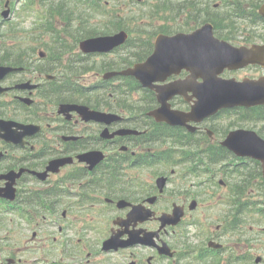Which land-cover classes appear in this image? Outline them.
I'll list each match as a JSON object with an SVG mask.
<instances>
[{"label":"flooded vegetation","instance_id":"obj_1","mask_svg":"<svg viewBox=\"0 0 264 264\" xmlns=\"http://www.w3.org/2000/svg\"><path fill=\"white\" fill-rule=\"evenodd\" d=\"M232 42L235 45L248 44L246 40L245 42L236 40ZM246 69H249L251 74L244 72V69H242L237 71H226L223 76H230V73L237 78H243L246 76L256 78L264 75V68L261 66H249ZM243 73H245V75ZM187 76L188 72L183 71L178 76H172L168 81L186 78ZM198 81H202V79L200 78ZM15 86L16 85H12L9 87ZM16 93H27V91L22 92V90L19 91L14 89L8 92V94H11L12 97L15 98L18 97ZM29 93L33 94V92ZM189 95H192L191 91H189L186 96ZM150 98L151 102L148 104L147 110L138 109L127 111L124 102L117 103L118 109L116 112L111 111L107 104H103L101 107H92L94 109L101 108L99 110L111 112L120 116L118 120L112 121L109 124L99 121H86L76 112H73L71 116L66 118L62 114L57 115L54 112L50 113L44 109H37L31 112L34 121H30L26 116L22 115V118L26 123L40 125L41 132L32 137L25 138L26 141H29L31 150H26L28 147L23 150H17L25 154L21 159L16 162H10L7 166H0V174L8 173L10 171L20 173V170L23 168L31 169V173L26 171L22 174L14 175L13 188L16 189V200L14 202L17 201L15 204L26 203L31 220L37 219L40 215L45 219L47 217L46 213L49 212L51 213L50 215L54 217H58L61 214L63 218L71 216L76 220L79 216L75 213V206H71V203H74L75 205L76 196H80L81 199H83L92 194L95 195L97 199L94 200L96 203H91L90 205L96 212L101 206H105L108 209H114L115 206L117 207L118 200L121 199L126 200L129 204L144 203L153 207L155 211H159V205L162 197L165 195L167 185L173 181H177L176 179H181L183 184L187 187H183L180 192L181 198L176 201L185 206L183 221L176 227H169L168 231L163 235L164 239L169 243L176 254L177 249L175 248V243L179 240L177 234L179 229L182 230L186 226H188L187 228H190L195 226L196 221H199L202 223L201 228L204 232L205 238L209 239L208 243L211 240L221 241L223 236L220 233L222 232L220 223H215L209 212H202V214L198 213L201 207L203 210L206 208L205 206L211 205L210 203H212L215 193L210 190L207 193L204 191L196 192L195 190H199L200 186V183L196 180L200 175L204 174V168L203 165H201V163H203L204 142L213 144L218 142V147H220L221 141L226 137V133L230 130L229 128H232L235 124V122H231L226 125L223 119L236 113L243 115L247 108L226 110L219 115L207 118L202 122H195L193 123V125L196 126L194 132L189 133L188 127L183 126L181 128H172V126H169L166 122H159L154 117L149 116L148 111L160 106L157 93L154 90H152ZM170 103L174 109L188 111L191 109L194 99L188 101L184 95L178 94L170 99ZM141 105L144 106L145 104ZM125 129H135L138 131V134H118L114 138L104 136V134L108 135L109 133L112 135ZM180 131L184 132V136L181 140V161L183 165L181 166L182 175L176 178L173 175L176 173L174 170L166 171L168 169V156L172 153L171 144L166 141L178 139V133ZM46 139L57 141V147L54 146L51 150L56 156H72L74 158H77L76 156L81 152L85 153L93 150L92 144H90L91 142H106V144H108L109 139H112L113 143H117L118 165L115 169L118 174V182L110 181L106 185L100 184L94 186L91 182L97 176L87 179V175L90 171L97 172L99 169L107 170L114 168L98 166L97 168L90 170L86 164L84 166L72 167L69 170L67 169L70 166H62L58 172L50 173L45 182L38 180V174L35 169H45V166H41L43 161H40V155H43L42 151L48 146L44 143V140ZM17 147L22 148L21 146ZM113 151L114 150H109V152ZM28 154H31V156H28ZM28 158H30L29 161L32 164L26 166L24 164L28 163ZM34 162H37L38 165H35ZM77 162L78 160L75 161V164H77ZM0 163H2V161H0ZM78 163H80V161ZM156 163H164L166 165V172L159 175L166 177V187L161 193L159 192V195H156V186L153 183L151 184L152 186H145V183L136 180L137 178L140 179L146 175L144 168H151V165ZM133 169L139 170L136 171ZM141 169H143V171H141ZM222 169L226 170V168ZM208 170L210 173L208 183H211L214 181L216 173H219L221 168L215 166L208 168ZM245 174L246 175H242V173H239L236 170L229 173L226 172V179L223 177L225 180L219 181L224 187H230L231 189V197L229 198V201L233 202L232 207L234 214H230L229 217L232 220L236 218L235 212L237 210L239 212L247 210L252 196V182L254 183V181L256 182L260 178L257 177L253 180L254 178L251 171ZM152 177H155L154 174H152ZM7 182L12 183V180L0 181V187L6 186ZM62 185L63 187L65 186V188H69L68 193L65 192V198L68 199L69 205L61 211L59 206L62 195H58L55 191L52 193L51 190L56 187H61ZM43 186H46L47 189H44ZM114 186L116 187L114 188ZM98 187H101V189L98 190ZM103 190L105 191L102 192ZM153 195L158 196L157 200L148 204L147 200ZM174 195L175 193L173 192L166 194L169 204L174 202ZM45 196L48 197L47 204L43 203ZM101 199H104L107 202L102 204L99 202ZM192 201H196L197 207L195 210L188 208L189 203ZM33 206H36V211H34ZM119 216L126 217V215L122 214H119ZM150 219L145 223V227L148 230L157 229L159 226V221L156 220L157 214L152 215ZM56 222H58V220H56ZM132 228V225H125L118 230L123 231V237H128V233L132 232ZM108 229L106 237L110 235L112 229L116 230L117 227L114 228L110 224ZM69 230L70 228L65 229L62 226H59L58 234L56 235L54 232L50 233L47 229L46 231L40 230L39 232L34 230L31 237L26 236V238L22 240V248L26 250L20 251L11 248V235L6 233L3 237L6 244L5 247L11 249L8 251L9 259L7 260V258L1 257L0 264H48L50 262H55L57 264H88L90 253L98 255L96 250L93 252V245L96 242L90 240V235L87 233L80 234L74 230V234H71V231ZM30 239H34L32 245L29 244ZM46 246L49 247V252L46 255L44 253L41 255H34L29 252V249H31V251H39ZM151 251L152 250L149 248L137 246L133 249H123L119 254L128 264H162L158 260L160 257L157 256L156 251ZM98 263L99 262H96L95 264ZM168 264H180V262L174 259V261H169Z\"/></svg>","mask_w":264,"mask_h":264},{"label":"water","instance_id":"obj_2","mask_svg":"<svg viewBox=\"0 0 264 264\" xmlns=\"http://www.w3.org/2000/svg\"><path fill=\"white\" fill-rule=\"evenodd\" d=\"M264 15V9L261 10ZM127 38L122 31L115 35L89 38L81 42L85 52H104L122 44ZM155 52L145 62L137 63L121 72L124 75L136 76L144 86L154 87L155 81L166 80L168 76L179 73L183 68L192 72V80L203 77L204 82L196 85L194 94L198 100L190 113H180L169 110L165 105L157 110L156 116L167 119L173 124H183L190 120H198L220 109L238 105L253 106L264 104V78L259 80L236 81L218 77L226 67L238 68L250 63L264 65V45L252 47H233L226 41L214 36L213 25L206 23L191 33H177L173 36L160 34L155 44ZM17 68L0 66V79ZM116 74V72L108 75ZM107 77V75H106ZM25 86V85H24ZM177 86L159 88L161 100L169 99L178 92ZM162 87V86H161ZM3 89L0 88V92ZM77 109L87 119H103L101 112L92 111L87 106L76 104H62V112ZM154 114V113H153ZM17 126L18 128H14ZM32 125H21L13 121L0 120V133L7 141L23 144L26 135L35 132ZM226 144L239 155H248L262 161L264 171V139L255 131L236 130L231 132ZM102 154L89 152L80 156L82 160L98 163ZM62 162L52 161L49 169H56ZM0 178H9L14 182L12 173ZM164 181V179H160ZM12 183L7 188H0L1 195H13ZM135 213H141L135 211ZM178 220V219H177ZM177 222V221H176ZM165 223V221H164ZM113 241L106 243L110 248Z\"/></svg>","mask_w":264,"mask_h":264},{"label":"trees","instance_id":"obj_3","mask_svg":"<svg viewBox=\"0 0 264 264\" xmlns=\"http://www.w3.org/2000/svg\"><path fill=\"white\" fill-rule=\"evenodd\" d=\"M72 4L65 5L64 3H61L59 5H51L50 6V12L47 14V21H46V29L50 32L52 40L54 45L50 46V49L48 50L51 54H56V58H53L54 62L58 61L59 63H63L64 65L61 66L59 69H61L63 72H66L63 74V76H66L67 79L70 77H74L77 74H80L84 71H90L93 69V62L91 60H87L85 56L81 54H76L75 56L72 54L74 50L77 48V43L79 40L85 36H93L100 33H110L112 31L119 30L121 27L129 28L131 29L132 24L131 22L134 20L133 16L126 17L125 19L120 16L117 18V8H107L105 6L102 10L101 7L104 5L103 0H91V6L88 7L87 4L90 0H71ZM168 0L163 1L159 4L157 8L158 14H164L170 13L171 19L173 21H176L181 15H185V24L187 26H191L193 23H201L207 20H211L215 22L214 12L209 10L207 3H201L197 4L195 1L191 0L189 1L190 4L187 2H179L176 5H170ZM80 5H82L84 8L83 10L75 9L79 8ZM173 8H170V7ZM210 6V5H209ZM207 7V8H206ZM75 9V10H74ZM89 9L92 10L89 11ZM247 9L245 6L239 2L234 3V6L232 7V20L235 15H243L245 14ZM94 11H99L100 13H105L108 15L106 19V24L104 28L102 26L98 27L94 24V21L97 19L94 17ZM252 13L253 11H249ZM58 18L60 21L65 22V24L62 27V30H57L55 26V19ZM125 22V23H124ZM216 23V22H215ZM2 27L0 26V37L5 38L7 32H2ZM72 30H75V33H71ZM131 31H133L131 29ZM161 31L165 32H172L171 29H163ZM136 39H144V51L148 52L151 46V38H143V37H134ZM133 37H130V41L126 45V47H129L132 42ZM0 44V52L3 56L0 58V63H13V64H20V62H23L21 57L15 56L13 57H5V55L9 54L8 45L6 42L8 40L4 39L1 41ZM11 45L14 46V49L11 51L13 54H22V46L20 42H14ZM24 51V49H23ZM130 52V50H128ZM64 54H70L69 58L65 60V58L61 57ZM132 54V53H130ZM135 57H137V60L142 59L145 55L143 54H133ZM133 56V57H134ZM63 59V60H62ZM64 61V62H63ZM126 58H124L122 61H108V68L112 67H119L126 63H129ZM26 63V61H25ZM135 83H129L126 85H133ZM61 87H67L71 86L70 90L66 91H55L52 92V94L59 99L60 101H84L85 103L89 104H95L100 103L102 100V96L104 90H97V89H87L84 85L78 84L77 82L73 81L72 83H62L60 85ZM117 86L114 87V99H116V90ZM59 98H58V97ZM111 100V98H109ZM220 158L223 160L225 158V153H220ZM254 168L257 167L255 164L253 166ZM253 171V170H252ZM258 171L254 170V177ZM259 210H262V208H259Z\"/></svg>","mask_w":264,"mask_h":264},{"label":"rangeland","instance_id":"obj_4","mask_svg":"<svg viewBox=\"0 0 264 264\" xmlns=\"http://www.w3.org/2000/svg\"><path fill=\"white\" fill-rule=\"evenodd\" d=\"M146 1H148V2H146ZM151 1H155V0H144V2H146L145 4H147V5L150 4ZM170 1L172 3H175V4L179 3V0H170ZM213 1L214 2H218V3H220L222 5V8L219 10L218 13H222L223 14V17H230V14L228 13V10L230 8L231 3L233 1H235V0H213ZM241 1H243V3H247V4H250V3L258 4V3H260L259 4V7L262 6V5H264V0H241ZM143 3L142 4L133 3L132 6H134L135 4H137L136 5V9H138L139 7H142V5H145ZM153 3L155 4V2H153ZM23 5H24V2H16L15 5L13 6V9H14L13 12H21L22 11L21 7ZM11 19H12V22L13 21L14 22L20 21L19 20L20 18H18V14L17 13L15 15L13 13ZM32 21H33V17H28L27 20L23 21L22 23H24V25H19V28L21 29L19 32H24V30L26 32L30 31L32 29L31 28V22ZM153 22H154L155 25H162L163 24V23H160V21H153ZM251 30L252 29H250V31ZM253 30L257 33V34L254 35V37H256L257 39H264V27H260L259 29L258 28H254ZM19 37L22 38V36H20V35H19ZM26 44L36 45V44L33 43V41H30L29 43L28 42L27 43H23L22 45H26ZM22 53H24L23 49H22ZM31 53H34L35 54V52H33V51H31ZM130 56H133V54H131ZM124 57L127 58L128 55H124ZM118 58H120V57L117 54H113V55H110V56H104V57H98L96 59V61L93 63V65H94L93 70L90 71V72H88V73H86L87 74L86 78L87 79H90V80H93L95 78L93 72H95V71L102 72L103 71L102 64H103L104 61H112L113 59H118ZM22 59H23L22 60L23 62H20L19 66L23 65L25 63L26 59L28 60L30 58H28V56L25 55V56H23ZM40 63H43V60H40ZM246 73H250V71H246ZM37 80L38 79H36L35 81H37ZM34 83H37V82H34ZM14 107L17 108V104H15ZM177 171H178L177 175H180V170L177 169ZM146 173L148 175H151L152 176L153 173H158V172L157 171H147ZM145 176L148 177L147 175H144V177ZM175 186H176V184H173V187H175ZM215 193L217 194V197L220 198L222 194H224V193L226 194V189L216 190ZM205 207L206 208L203 209V210H202V207H201L199 209L198 213L199 214H202V212H209V213L211 212V211H209L210 208L208 206H205ZM162 209H165V207L162 208ZM209 213H207V214H209ZM211 218H215V217L212 215ZM262 219H263V221L261 223H258L256 221H254L251 224L253 226L252 232L249 231L250 225L247 228V235L250 237V239H257L259 237V240L256 243L252 244V247L249 246V248H248V251L253 254L252 255V262H251V264H255L254 263V259L257 256H259V255L264 258V231L257 230V227L260 226V225H261V227H264V218H262ZM102 225L105 227V223L104 222L102 223ZM56 230H57V228H55V229L53 228V231H56ZM30 233H31V231H30ZM91 236H92V239H93L92 241H94V242L97 241V239H101L103 237L102 228H99L98 230L92 232L91 233ZM33 243H34V240H31L30 239L29 240V244L32 245ZM110 263L112 264L114 262L110 261ZM125 263H126V260H125ZM126 264H128V263H126ZM263 264H264V262H263Z\"/></svg>","mask_w":264,"mask_h":264}]
</instances>
